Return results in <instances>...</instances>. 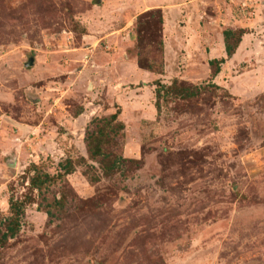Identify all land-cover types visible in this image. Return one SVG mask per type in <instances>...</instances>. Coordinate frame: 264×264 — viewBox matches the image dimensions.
<instances>
[{"label":"rangeland","instance_id":"rangeland-1","mask_svg":"<svg viewBox=\"0 0 264 264\" xmlns=\"http://www.w3.org/2000/svg\"><path fill=\"white\" fill-rule=\"evenodd\" d=\"M193 3L198 7L189 17H182L183 6L167 12L179 20L169 22L177 33L159 80L169 85L177 78V88L194 95L161 89L156 113L154 85L128 78L108 56L122 51L114 31L127 4L0 0V232L13 211L20 224L0 246V264H264V48L254 45L256 74L240 55L225 63L223 79L212 81L195 34L204 21L214 24L217 11L232 9ZM236 6L234 14L252 10ZM156 13L122 24L132 36L141 29L126 49L136 65L138 57L148 63L147 56L157 63L152 57L163 35ZM229 18L217 20L221 29L238 24ZM150 22L152 31L141 28ZM30 56L34 64L26 67ZM117 107L124 137L110 150L128 162L109 174L88 158L85 125L78 122L64 139L66 154L53 146L49 155L40 153L50 139L14 145L18 123L43 119L38 136L60 134L57 110L81 108L89 121ZM67 158L75 166L71 174L41 192L30 188L32 163L55 176Z\"/></svg>","mask_w":264,"mask_h":264},{"label":"crops","instance_id":"crops-1","mask_svg":"<svg viewBox=\"0 0 264 264\" xmlns=\"http://www.w3.org/2000/svg\"><path fill=\"white\" fill-rule=\"evenodd\" d=\"M217 1L219 2L218 5L220 4V2H222L223 4L224 3L228 4L229 9L230 10L232 9V11L234 7H237L236 4L240 6L239 2L242 1L246 5V7L247 5L248 6L250 5L252 7V10L248 11L247 14H242V15L241 13H244V12H239L240 10L237 11L236 14L228 10L229 14L227 15L226 13L222 14L221 12L217 11L215 13V16L212 18V21H215L214 24H211L209 20L204 21V23L200 25V29L196 32L194 39L195 40L197 39L198 42L202 45V48L200 46L199 52L202 53V58L204 59V61L208 63V60L217 59V58L226 56L225 51H224V41H223V35H222L223 29H221L220 26L217 24V20H221L223 16H225L226 21L231 22L230 21L231 19L229 18L231 16V18H233L234 21L237 22L238 24H236L235 26H231L230 24H228L229 28L230 29L239 28V29L245 30V32L241 36V40L235 52L232 54L231 57L228 58L227 61H225L221 65V70L214 77V81L217 82L219 78L223 79V76L225 75L224 74L225 65L229 63V60L234 61L240 55H242L243 59H247L246 61L249 62V64H252V66L256 67V68L254 67L252 70H250V68L247 67V69H249L248 72L256 74V72L259 70L260 67L257 66L256 64H253L252 62L253 59L251 60V58H254V54H252L254 48L256 47L254 45H259V46H262V48H264V0H240L237 2L234 1L233 3H227V1L225 0H211L213 4H216ZM121 4H127V8L125 10H122L118 14L111 12L110 16H113V15L115 16L117 14V16L120 19L119 20L120 24L118 23L119 28L115 30L114 33H118V32L120 33L119 40H120V45L122 46L123 54L121 51L118 53L116 52V54L111 53L108 56L112 60V62H115V65L118 68L120 67L124 72L128 73V78L135 79V80L142 78L140 81L144 84L149 83V82L153 83L154 80L164 77V75H162L163 73L156 74V73L144 70V69H140L139 67H137L136 62L133 59H130V57L126 53V49L128 47H131V45H133L134 37L131 35L130 33L131 31L127 30L126 33L123 32L125 29H127V27L122 24H125V23L129 24V22L133 21V19L136 16H138L139 14L145 11H148L151 9H161L162 17H163L162 29H161L162 35H163V38H162L163 56L165 57V59H167V56L169 55L168 54L169 52L167 50L168 44H170L171 42L173 44V38L175 37V34L177 33V30H175L174 27L172 28L169 27V22L170 21L175 22L179 20V18L171 19V17H169V13L167 12L181 9L180 7L183 6L184 12L181 14L182 17L184 16L189 17L190 15H192L193 8L195 9V7H198V6H196L197 4L193 3V0H187L186 2L178 3V4H173V3L167 4V3H161V2L153 3V1H149V0H126L125 2L121 0ZM102 6L103 8H106V4H101V6H97V8H102ZM222 10L225 11L224 8ZM259 29H261L260 34L258 32ZM191 37H192V34L189 37V42L192 41V44H193V39ZM107 41L113 42L109 38H107ZM188 50L190 54L191 53L192 55L195 54V51H193L191 47H189ZM30 57L33 58V64H34V60H35L34 56H30ZM87 58L90 59V56L87 55ZM89 59H86V61H88ZM91 67H93V65ZM139 70H143V72ZM208 70H209V65L207 64V71ZM139 72L141 73V75ZM160 81H162L163 83H167V81H164V80H160ZM83 115H84L83 111L79 113L78 115H73L67 110H64V111L57 110L56 112H54L53 116L56 119H58V120H55L56 123H58L57 125L60 127L64 126L63 129L65 131L64 133H60V134L57 131H52V132L48 131L49 133H46V134L43 133L38 136L37 133H39L40 129L42 128L41 126L44 121L43 119L37 124H33V125L28 124V123H25V124L18 123L17 132L16 134H14V139L17 140L18 143L16 144L14 143V145L16 147H21V145H24V143L28 141H31V142L39 141L40 142V141H43L44 139L46 142V140L48 141V139H50L49 141L51 143L50 145L48 143L49 145L48 148H46L47 145L39 146L40 153L49 155L48 153L52 151L51 148L53 146V149L56 152H59L61 154H66L67 147L64 144V139H67V136L70 135V133L71 134L73 133L75 123L78 122L80 123V125L86 126V121L88 120H84ZM2 133H3L2 130H0V138L2 137ZM5 133L7 135L6 138H8L10 136L9 132L7 131ZM5 146L6 145H4V147ZM26 150L27 149H25V152L30 157H32L33 158L32 161H34V155H33L34 153L26 151ZM35 156L38 157V155H35Z\"/></svg>","mask_w":264,"mask_h":264},{"label":"trees","instance_id":"trees-1","mask_svg":"<svg viewBox=\"0 0 264 264\" xmlns=\"http://www.w3.org/2000/svg\"><path fill=\"white\" fill-rule=\"evenodd\" d=\"M154 11L157 12L156 21L160 25V30H161L162 22H163L161 9H151L139 14L137 17L139 19L145 15L151 16V13ZM152 23L153 22H150L141 28L145 29L147 32H150L152 31ZM244 32L245 30L239 28L237 29L224 28L222 30L224 51L226 57H220L208 61L209 79H212V81H214V77L220 72L221 65L225 62L226 58L231 57L232 54L235 52L241 40V36L243 35ZM140 35H141V29L138 30L136 34L133 35L135 43H137ZM157 43L159 44L158 54L154 55L156 58L152 57L153 60L158 59L157 63L154 65L153 62L152 63L149 62L150 58L148 56L146 57L148 63H144L141 60V58L137 56L138 57L137 65L141 69L156 74H162L163 73V42L161 35ZM177 81L178 79L174 78L172 79V82L169 85L163 83L159 79L153 81L152 84L154 85L155 88L154 95L156 98L154 102L156 113L160 111V105L157 101V98L159 99L160 97L161 89L168 91L169 89L173 88L176 91V93L179 95L182 94L183 92H186V95H191V96L194 95V91L188 92L186 89H185L186 91L181 89L179 90L177 88ZM212 85H214L215 87H220L215 82H212ZM194 88L196 87L194 86ZM81 112L82 109L79 108V110L77 112H74L73 115H78ZM119 115H120V108L117 107L115 112L110 113L107 116L106 115L94 116L88 121L84 129L83 141L88 158L90 160L98 161L103 171L108 174L115 169H119L122 166V163L128 162V159L124 158L121 154H118L117 152L110 150V148L118 147V145L120 144L119 143L120 139H123L124 137V124L121 120H119L118 118ZM58 166L60 167V172H58L55 176L54 175L50 176L48 173L43 172L39 165L32 163L29 169L32 175H30L28 178L30 188L35 189L38 192H41L43 188L49 187L56 181H62L66 175L71 174L74 171V167H75L74 163L71 161L70 158H67L64 163L60 162ZM11 207L12 209L15 208L18 210L20 209L19 207L13 206V204L11 205ZM13 213H14V217L10 219L5 230L3 232H0V246L4 245L7 242V240L12 238L19 230L20 224H19V220L17 219L18 211L17 210L16 212L13 211Z\"/></svg>","mask_w":264,"mask_h":264},{"label":"water","instance_id":"water-1","mask_svg":"<svg viewBox=\"0 0 264 264\" xmlns=\"http://www.w3.org/2000/svg\"><path fill=\"white\" fill-rule=\"evenodd\" d=\"M33 65V58L32 57H29L27 62L25 63V66L26 67H30Z\"/></svg>","mask_w":264,"mask_h":264},{"label":"built area","instance_id":"built-area-1","mask_svg":"<svg viewBox=\"0 0 264 264\" xmlns=\"http://www.w3.org/2000/svg\"><path fill=\"white\" fill-rule=\"evenodd\" d=\"M225 1L230 2V3H233L234 1L237 2V1H240V0H225ZM239 3H240V6L245 5L242 1H240Z\"/></svg>","mask_w":264,"mask_h":264}]
</instances>
